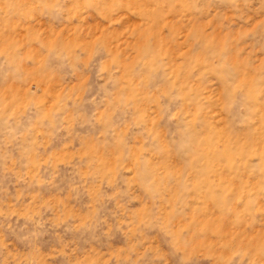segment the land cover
<instances>
[{"label": "rangeland", "instance_id": "374dc122", "mask_svg": "<svg viewBox=\"0 0 264 264\" xmlns=\"http://www.w3.org/2000/svg\"><path fill=\"white\" fill-rule=\"evenodd\" d=\"M0 264H264V0H0Z\"/></svg>", "mask_w": 264, "mask_h": 264}]
</instances>
